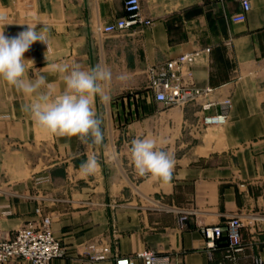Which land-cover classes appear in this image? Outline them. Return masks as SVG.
<instances>
[{
    "label": "crops",
    "instance_id": "obj_1",
    "mask_svg": "<svg viewBox=\"0 0 264 264\" xmlns=\"http://www.w3.org/2000/svg\"><path fill=\"white\" fill-rule=\"evenodd\" d=\"M140 3L152 25L101 34L98 24L126 15L124 0H39L33 11L0 0L6 36L16 37L27 24L48 30L50 48L36 42L25 53L34 61L30 78L44 75L62 92L57 65L100 64L113 74L110 102L96 100L107 152L48 134L22 110L30 98L0 82L2 232L13 236L41 208L63 245L50 264H115L113 258L91 262L109 246L122 256L151 249L175 264H264V0H251L245 21L232 19L242 11L240 0ZM190 51L203 56L194 66L195 86L213 88L212 99L232 97L224 125L202 122L218 107L203 111V100L166 106L149 87V66ZM137 138L155 139L174 155L168 187L137 174L130 152ZM89 156L99 169L84 178L80 165ZM233 216L242 221L241 248L230 249L226 236L208 248L202 228L224 227Z\"/></svg>",
    "mask_w": 264,
    "mask_h": 264
},
{
    "label": "clouds",
    "instance_id": "obj_2",
    "mask_svg": "<svg viewBox=\"0 0 264 264\" xmlns=\"http://www.w3.org/2000/svg\"><path fill=\"white\" fill-rule=\"evenodd\" d=\"M3 14H0L2 16ZM28 28L16 37H8L0 30V82L6 83L30 103L22 106L31 119L45 132L55 137H76L84 144L101 147L107 152L103 120L96 109V100L107 106L111 96L108 85L113 79L110 69L100 64L85 70L81 65L61 64L55 66L64 82L62 92L49 83L44 75L29 76L33 60L25 53L33 44L40 42L50 48L46 26ZM3 26L0 25V28ZM121 81L124 76L118 77ZM131 161L137 174L168 187L173 179L175 157L157 146L152 138H137L131 142ZM99 169L95 156H89L80 165V174L87 178Z\"/></svg>",
    "mask_w": 264,
    "mask_h": 264
},
{
    "label": "built area",
    "instance_id": "obj_3",
    "mask_svg": "<svg viewBox=\"0 0 264 264\" xmlns=\"http://www.w3.org/2000/svg\"><path fill=\"white\" fill-rule=\"evenodd\" d=\"M16 1L19 7L26 11H33L39 5V0ZM240 1L242 11L232 17L233 21H245L251 10V0ZM124 8L126 13L124 17L111 23L98 24L96 30L101 34L121 33L137 26L147 27L153 24L151 19L141 15L140 0H124ZM202 57L201 51H190L163 63L149 66L146 70L149 87L154 92L155 99L166 106H184L190 102L203 100V111L218 107L216 114H206L202 122L205 126L224 125L233 108V100L231 96L212 99L210 95L213 88L195 86L194 66L202 60ZM36 212L38 219L18 228L13 236L3 234L0 220V264L16 259H27L32 264H50L54 258L62 255L63 246L55 235L51 216L43 214L41 208H37ZM241 227L240 217L233 216L228 219L224 227L205 226L202 228V233L208 248H215L220 239L226 236L229 248L236 251L242 244ZM90 247L94 249L95 245L91 244ZM110 258L115 260V264H134L137 258L144 264H175L171 256L159 254L151 249H144L134 256H122L117 249H112L110 246L103 252L92 254L90 259L93 263ZM252 264H263V262L257 259Z\"/></svg>",
    "mask_w": 264,
    "mask_h": 264
},
{
    "label": "rangeland",
    "instance_id": "obj_4",
    "mask_svg": "<svg viewBox=\"0 0 264 264\" xmlns=\"http://www.w3.org/2000/svg\"><path fill=\"white\" fill-rule=\"evenodd\" d=\"M137 183L139 182V179L136 181ZM61 244H62V242H61ZM63 246V245H62Z\"/></svg>",
    "mask_w": 264,
    "mask_h": 264
}]
</instances>
